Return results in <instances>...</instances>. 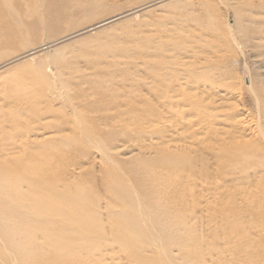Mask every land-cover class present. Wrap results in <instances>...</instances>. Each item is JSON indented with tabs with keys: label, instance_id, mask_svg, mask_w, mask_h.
<instances>
[{
	"label": "rangeland",
	"instance_id": "374dc122",
	"mask_svg": "<svg viewBox=\"0 0 264 264\" xmlns=\"http://www.w3.org/2000/svg\"><path fill=\"white\" fill-rule=\"evenodd\" d=\"M157 1L0 0V165L7 166L6 174L19 176L32 167L31 157L38 156L40 163L32 177L59 186L58 175L71 170L82 180L80 183L99 186L110 179L109 155L114 150L123 151L121 156L112 155L115 168L119 165L123 169L125 163L127 168L132 167L147 158L154 160L157 150L167 146L173 138L172 132L178 131L170 125L192 117L190 122H202L205 118L199 115L196 120L192 111L184 119L173 118L169 126L166 122L159 125L160 131L169 133H164V139L156 134L158 130L148 129L147 132L154 134L146 138L139 133V126L159 123L157 108L160 111L165 108L164 99L156 92L160 85L146 72L148 65L145 64L160 56L152 53L147 59L145 55L143 66L142 57H129L139 50H134L137 45L154 43L157 37L164 42H185L177 54L167 44L161 49L162 54L168 50V61L173 64L169 70L175 68L180 72L174 79L182 84L185 92L198 93L203 86L207 89L203 98L210 101L212 108L223 110L231 117L233 110L239 109V117L251 119L254 125L259 124L261 118L258 126L264 130V111L256 99L257 96L264 100V35H260L262 30L264 32V0H167L162 5L151 6L61 44L48 46ZM135 31L143 32L129 36ZM260 38L263 39L260 41ZM199 41L204 44L198 45ZM154 46L159 44L155 42ZM115 60L117 66L112 65ZM120 61L122 63H118ZM129 61L132 62L126 63ZM207 61L208 64L218 63L216 65L224 72L215 78L211 90L200 84L206 75L198 73L188 77L187 73L198 65H208ZM236 88L238 93L231 96L233 90L237 92ZM170 89L168 94L174 87ZM174 93L169 95L177 94ZM217 102L221 105L224 102V107ZM225 107L232 108L228 111ZM233 120H227L224 125L228 129L224 128L229 130ZM171 127L173 131L167 132ZM189 130L191 128L184 131L192 133ZM147 145L150 150L144 157V152L140 151ZM196 153L200 157L199 152ZM36 184L39 183L31 187L24 183L23 187L35 193ZM200 202L194 203L198 210L187 211H197L199 215ZM210 205L202 206L212 208ZM247 206L256 223L263 224L264 205ZM35 234L40 236L41 231L35 228L31 235ZM263 249L264 242L259 245L260 256L264 254Z\"/></svg>",
	"mask_w": 264,
	"mask_h": 264
},
{
	"label": "bare ground",
	"instance_id": "6f19581e",
	"mask_svg": "<svg viewBox=\"0 0 264 264\" xmlns=\"http://www.w3.org/2000/svg\"><path fill=\"white\" fill-rule=\"evenodd\" d=\"M165 1L136 8L48 46L61 44ZM138 31L130 32L129 36L133 37ZM261 34L264 35L263 30ZM161 40L157 37L154 41L159 46H154L153 42L137 45L134 50H139L129 57H142L143 66L145 55L147 59L152 53L160 56L145 64L148 65L146 72L151 73L154 83L160 85L156 92L164 99L165 108L162 111L157 108L159 123L139 126V133L146 138L154 134L147 132L148 129L158 130L156 134L164 139L165 131H160L159 125L166 122L169 126L173 118L184 119L186 114L194 111L196 120L199 115L205 119L196 124L189 121L191 116L187 122L170 125L178 131L172 132V127L168 128L170 131L166 129L173 133V138L167 146L157 150L154 160L146 157L147 161L140 162L136 159L140 164L127 168L125 163L123 169L119 165L115 168L112 155L121 156L123 151L114 150L109 155L110 179L99 186L80 183L82 180H78L75 171L71 170L58 175L59 186L32 177L40 163L35 155V158L31 157L32 167L19 176L6 174L7 166L0 165V264H264V254L259 255V245L264 242V223L257 224L247 206L264 205V165H261L264 164V130L258 126L261 118L259 124L254 125L244 115L239 117V109L233 110L234 119L231 114L212 108L209 100L203 98L207 90L203 86L198 93L193 90L186 93L182 84L174 79L180 72L175 68L169 70L172 63L168 61V50L166 55L161 53L167 44L177 54L185 42ZM182 62L179 63L183 65L185 61ZM216 64L198 65L187 70L188 77L198 73L206 75L200 84L211 90L215 78L224 73ZM112 65L117 66V61ZM183 77L186 76L183 74ZM171 87H174L171 94L177 92L174 96L168 94ZM233 91L231 96L238 93ZM214 98L212 96L213 101ZM256 99L264 111V100L257 96ZM219 103L216 104L221 105ZM221 106L224 107V102ZM230 108L226 109L229 111ZM231 118L233 122H228L232 123L233 130H227L224 123ZM185 128H191L192 133L184 131ZM177 135L183 140H178L181 137L176 138ZM143 148L146 150L140 152H144L145 157L150 147ZM36 182L40 186L36 184L35 193L23 187L24 183L32 187ZM195 201H201L199 215L197 211H187L198 210ZM204 203L206 206L211 204L212 208L202 206ZM35 228L41 231L40 236L31 235Z\"/></svg>",
	"mask_w": 264,
	"mask_h": 264
}]
</instances>
